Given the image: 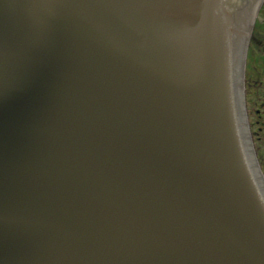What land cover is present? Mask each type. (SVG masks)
<instances>
[{
	"label": "water",
	"instance_id": "obj_1",
	"mask_svg": "<svg viewBox=\"0 0 264 264\" xmlns=\"http://www.w3.org/2000/svg\"><path fill=\"white\" fill-rule=\"evenodd\" d=\"M263 1L0 0V264H264Z\"/></svg>",
	"mask_w": 264,
	"mask_h": 264
},
{
	"label": "flooded vegetation",
	"instance_id": "obj_2",
	"mask_svg": "<svg viewBox=\"0 0 264 264\" xmlns=\"http://www.w3.org/2000/svg\"><path fill=\"white\" fill-rule=\"evenodd\" d=\"M242 98L247 137L264 178V1L246 42Z\"/></svg>",
	"mask_w": 264,
	"mask_h": 264
},
{
	"label": "rangeland",
	"instance_id": "obj_3",
	"mask_svg": "<svg viewBox=\"0 0 264 264\" xmlns=\"http://www.w3.org/2000/svg\"><path fill=\"white\" fill-rule=\"evenodd\" d=\"M248 39V38H247Z\"/></svg>",
	"mask_w": 264,
	"mask_h": 264
}]
</instances>
